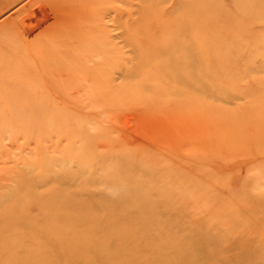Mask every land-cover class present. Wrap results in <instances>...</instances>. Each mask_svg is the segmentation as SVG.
<instances>
[{"label":"rangeland","instance_id":"rangeland-1","mask_svg":"<svg viewBox=\"0 0 264 264\" xmlns=\"http://www.w3.org/2000/svg\"><path fill=\"white\" fill-rule=\"evenodd\" d=\"M10 2L0 264H264V0Z\"/></svg>","mask_w":264,"mask_h":264},{"label":"bare ground","instance_id":"bare-ground-1","mask_svg":"<svg viewBox=\"0 0 264 264\" xmlns=\"http://www.w3.org/2000/svg\"><path fill=\"white\" fill-rule=\"evenodd\" d=\"M17 0H11L10 4L6 7V8H9L12 4H14ZM52 1V0H51ZM54 1V0H53ZM34 2V1H33ZM4 3V1H3ZM45 2H43L44 4ZM52 3V2H51ZM56 3V2H55ZM42 2H39L35 5V3H31L29 6H25L21 11H19V13L16 12L15 15H13L12 17L9 18L8 21L5 22V24L3 25L4 26V29H5V32L9 34V36H13L14 33H16L17 31L18 32H22L23 30H25V28L30 25L35 17H37L38 15H40L42 12V15H44V20L47 19V13L46 11L43 9L42 12L39 14V11H41V8L44 6V5H41ZM48 4V3H47ZM38 5V6H37ZM50 5V4H49ZM48 6V5H47ZM1 8V7H0ZM5 8V9H6ZM47 9V7H46ZM3 13L4 12V8L3 9H0V13ZM54 13V11H53ZM40 17V16H39ZM52 18V17H51ZM39 21V20H37ZM50 22V21H49ZM34 23V22H33ZM38 23V22H37ZM45 23V22H44ZM36 24V23H35ZM32 25V24H31ZM34 25V24H33ZM32 25V26H33ZM43 26V25H42ZM40 29V28H39ZM36 31V30H35ZM31 34H32V31H30ZM25 34V33H24ZM3 47L0 48V54L3 53L1 51ZM8 49V47H7ZM10 64V56L8 55H5V54H1L0 55V70L3 69V70H6L9 69L8 68V65Z\"/></svg>","mask_w":264,"mask_h":264}]
</instances>
